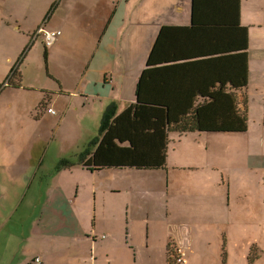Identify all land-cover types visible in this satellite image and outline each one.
Segmentation results:
<instances>
[{
    "label": "crops",
    "instance_id": "0c3cea01",
    "mask_svg": "<svg viewBox=\"0 0 264 264\" xmlns=\"http://www.w3.org/2000/svg\"><path fill=\"white\" fill-rule=\"evenodd\" d=\"M241 9V22L250 35L247 94L252 126L248 130L262 134L264 0H241ZM191 21V0H49L41 5L38 0H0V25L3 28L0 46L7 53L2 38L5 33L15 40L9 44L16 52L15 58L6 54L4 64L27 67V62L31 63L32 50L41 47L45 51L48 70L44 71L46 79L42 78L40 82L42 98L34 104L39 117L43 114L46 122V119L52 121L61 116V124L75 119L86 128L83 130L89 132L91 126L94 131L83 141L74 143L67 154L60 155L57 164L87 146L111 104L125 109L135 103L138 80L160 29L163 26L188 27ZM42 29L60 31L62 35L53 44L46 45L37 36ZM21 50L23 53L19 55ZM51 59L59 63L61 74L51 73ZM21 73L24 88L30 79L27 73ZM25 85L24 89L32 87ZM8 108L0 105V165L8 168L0 172V264H35L38 258L42 264H77L78 252L81 256L90 253L95 264H130L123 260L113 261V242L128 238L133 232L140 233L143 222L131 221V218L143 216L147 221L162 220L169 216V209L161 211L153 206L142 213L129 204L126 207H132L133 213L127 216L130 219L127 218L125 223L117 219L114 212L121 211L123 205L110 199L109 209L101 206L98 223L91 222L89 212L93 207L97 211V193L85 191L82 200L88 215L77 220L78 207L67 202V198L72 197L71 185L65 187L64 192L59 190L54 160L51 159L45 168L47 155L33 158L27 154V149L35 144L31 139L24 140L21 134H15L24 128L20 117L22 111H17L18 124L7 126L4 117L13 111V105ZM49 109L55 110L57 115L49 114ZM15 143H18L19 151ZM249 146L252 147L251 141ZM54 148L51 155L55 153ZM42 169L45 171L40 173ZM72 224L83 229L76 238L86 245L80 250L72 251L65 243L70 238ZM169 244L177 246L174 241H169L166 253ZM185 255L187 259L186 251ZM190 262L187 260V264Z\"/></svg>",
    "mask_w": 264,
    "mask_h": 264
},
{
    "label": "rangeland",
    "instance_id": "374dc122",
    "mask_svg": "<svg viewBox=\"0 0 264 264\" xmlns=\"http://www.w3.org/2000/svg\"><path fill=\"white\" fill-rule=\"evenodd\" d=\"M38 1L41 5L49 0ZM61 35L62 32L56 40ZM2 38L7 53L0 46V105L7 109L13 105V111L7 112L4 123L7 126L18 124L17 111H22L20 117L24 128L15 134H21L24 140L31 139L36 145L30 146L27 154L33 158L47 155L45 168L51 159L57 164L60 155L67 154L74 143L83 141L94 131L91 126L89 132L83 130L86 128L75 119L61 124V116L52 121L46 119L47 123L43 114L39 117L34 104L42 98L40 82L42 78L46 79L44 71L48 70V60L41 47L31 51L30 65L27 62V67H20V72L27 73L30 79L25 84L32 87L24 89L25 84L23 89L6 86V77L16 68L4 64L3 59L6 54L15 58L16 52L9 44L15 40L5 33ZM22 53L23 50L19 51V55ZM49 64L52 74H61L57 61L51 59ZM170 141L165 171L120 170L91 174L74 167L56 174L59 190L64 192V188L71 185L72 197L67 198V202L78 207L76 219L82 220L88 215L82 200L85 191L97 193V211L93 207L89 212L91 222L98 223L100 208L109 209L110 199L123 205L121 211L114 212L117 219L125 223L127 218L130 219L127 216L133 213L132 207H126L129 204L142 213L153 206L161 211L169 209V216L162 220L147 221L143 216L131 218V221L143 222V228L139 234L133 232L130 237L113 242L111 256L115 263L123 260L130 264H166L167 244L174 241L175 248H185L187 260H191L189 264H223L224 248L227 264H264V133L248 130L246 134L235 136L188 134L181 138L171 134ZM15 146L19 151L18 143ZM53 148L55 153L51 155ZM9 158L7 155L6 161ZM6 170L5 165H0V172ZM44 171L42 169L40 173ZM45 194L47 199V192ZM72 225L70 238L65 243L72 251L80 250L86 245L76 238L83 229ZM77 255V264H95L90 253L81 256L78 252Z\"/></svg>",
    "mask_w": 264,
    "mask_h": 264
},
{
    "label": "trees",
    "instance_id": "16d2710c",
    "mask_svg": "<svg viewBox=\"0 0 264 264\" xmlns=\"http://www.w3.org/2000/svg\"><path fill=\"white\" fill-rule=\"evenodd\" d=\"M191 16L188 27L160 29L135 103L125 109L111 104L93 139L61 159L56 172L76 166L91 174L165 171L171 134L248 132L250 35L241 22V0H191ZM6 86L23 88L18 66ZM173 246L166 262L181 264ZM222 257L227 264L225 248Z\"/></svg>",
    "mask_w": 264,
    "mask_h": 264
},
{
    "label": "built area",
    "instance_id": "2783aa9c",
    "mask_svg": "<svg viewBox=\"0 0 264 264\" xmlns=\"http://www.w3.org/2000/svg\"><path fill=\"white\" fill-rule=\"evenodd\" d=\"M60 34H61L60 31H58V32H50V31H46V30L42 29V30L38 31L37 36L38 37H41L44 40V43L46 45H51V44H53L55 42L56 38ZM48 113L49 114H52V115H57L56 111L53 110V109H49L48 110ZM176 253L179 256V262L181 264H186L187 263V260L185 258L184 248L177 247L176 248ZM35 264H42L41 259L40 258L36 259Z\"/></svg>",
    "mask_w": 264,
    "mask_h": 264
},
{
    "label": "water",
    "instance_id": "95a60500",
    "mask_svg": "<svg viewBox=\"0 0 264 264\" xmlns=\"http://www.w3.org/2000/svg\"><path fill=\"white\" fill-rule=\"evenodd\" d=\"M224 135H230V134H224Z\"/></svg>",
    "mask_w": 264,
    "mask_h": 264
}]
</instances>
